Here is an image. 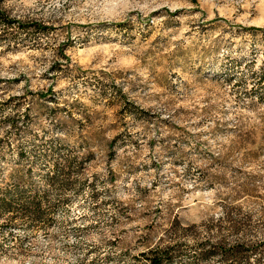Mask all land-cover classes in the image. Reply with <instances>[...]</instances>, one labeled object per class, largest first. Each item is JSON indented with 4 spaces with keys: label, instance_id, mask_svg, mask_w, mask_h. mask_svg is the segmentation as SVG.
Masks as SVG:
<instances>
[{
    "label": "rangeland",
    "instance_id": "374dc122",
    "mask_svg": "<svg viewBox=\"0 0 264 264\" xmlns=\"http://www.w3.org/2000/svg\"><path fill=\"white\" fill-rule=\"evenodd\" d=\"M164 247L264 264V0H0V264Z\"/></svg>",
    "mask_w": 264,
    "mask_h": 264
},
{
    "label": "trees",
    "instance_id": "16d2710c",
    "mask_svg": "<svg viewBox=\"0 0 264 264\" xmlns=\"http://www.w3.org/2000/svg\"><path fill=\"white\" fill-rule=\"evenodd\" d=\"M177 224H178L177 221H175L174 224H172V228L174 230L181 229L180 227H178ZM240 246L241 244L238 243L233 244L232 246H230V251H228L229 252L228 254L229 255H237L238 253L240 254ZM210 250L212 249H207V250L205 249L204 251H202V254L205 255L209 253ZM143 255L146 256L148 260V264H162L163 262H171L172 260V253L169 252L168 247H164L161 250L158 248H153L148 250L147 253H144ZM258 264L261 263L258 262Z\"/></svg>",
    "mask_w": 264,
    "mask_h": 264
}]
</instances>
